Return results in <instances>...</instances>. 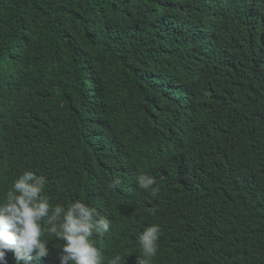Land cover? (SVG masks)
Instances as JSON below:
<instances>
[{"label":"trees","instance_id":"trees-1","mask_svg":"<svg viewBox=\"0 0 264 264\" xmlns=\"http://www.w3.org/2000/svg\"><path fill=\"white\" fill-rule=\"evenodd\" d=\"M26 170L105 264L152 224L151 264H264V0H0V198Z\"/></svg>","mask_w":264,"mask_h":264},{"label":"clouds","instance_id":"clouds-1","mask_svg":"<svg viewBox=\"0 0 264 264\" xmlns=\"http://www.w3.org/2000/svg\"><path fill=\"white\" fill-rule=\"evenodd\" d=\"M139 188L148 190L155 184L154 177L141 174L136 178ZM117 179L114 183L119 184ZM46 177L32 170L20 174L0 198V261L12 252L17 264L44 263L49 255L51 237L64 241L56 264H105L93 235L104 236L111 229L107 217H98L97 210L83 200L67 204H50L44 194ZM153 194H155L153 192ZM160 227L152 224L138 235L141 256L137 264H151L158 251ZM106 264H125L117 254Z\"/></svg>","mask_w":264,"mask_h":264}]
</instances>
